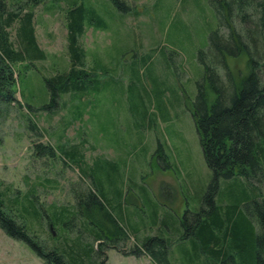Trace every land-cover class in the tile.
<instances>
[{
	"label": "trees",
	"instance_id": "1",
	"mask_svg": "<svg viewBox=\"0 0 264 264\" xmlns=\"http://www.w3.org/2000/svg\"><path fill=\"white\" fill-rule=\"evenodd\" d=\"M112 1L118 10L135 13L126 0ZM47 2L0 0V103L24 106L17 97L21 77L49 57L37 37V8ZM49 3L47 9L54 13L64 9L69 63L63 68L55 66L54 73L45 77L50 101L40 107L54 109L67 94L88 97L91 103L92 96L104 85L99 69L107 66L104 62L97 64L93 56L91 62V52L82 37L88 27H103L109 20L101 15L97 0ZM211 3L218 26L198 52L201 77L193 111L203 154L213 174L206 192L199 194L200 209L185 212L183 219L166 221L160 219V206L153 200L149 219L155 228L158 226V233L139 239L143 229L151 233L154 228L150 230L138 212L126 215L120 163L99 158L96 164L86 156L83 143L62 145L63 160L81 169L86 184L77 195V204L53 205L47 207L51 212L47 214L34 197V190L33 198L29 194L12 199L8 187L0 188V226L10 236L29 243L44 264H106L111 248L124 255L147 254L157 264H173L176 243L181 253L190 255L187 264H264V0ZM241 55L247 56L248 73L238 79L229 57ZM137 97L142 101L146 98ZM164 99L158 96L160 106L165 108ZM28 108L30 113L34 111L33 106ZM75 111L74 118L82 119L80 103ZM142 115L147 121L138 122L140 127L154 125V115ZM159 143L154 158L170 168L169 157ZM38 149V156L56 158L53 145L39 144ZM44 213L52 228L67 231L58 245L49 246L33 234L32 222L43 226ZM135 217L139 220H133ZM74 230L78 231L75 238L69 235ZM86 234L96 243L87 241ZM50 238L55 239L52 231ZM130 238L135 243L128 248Z\"/></svg>",
	"mask_w": 264,
	"mask_h": 264
},
{
	"label": "rangeland",
	"instance_id": "2",
	"mask_svg": "<svg viewBox=\"0 0 264 264\" xmlns=\"http://www.w3.org/2000/svg\"><path fill=\"white\" fill-rule=\"evenodd\" d=\"M126 1L136 14L118 10L112 0H97L109 23L88 27L82 37L91 62L95 58L97 64L107 66L99 69L104 82L100 93L92 96L91 103L88 97L67 94L54 109L40 107L50 101L45 77L54 73L55 66L69 63L68 28L64 9L48 10L50 0L39 5L37 37L49 57L21 77L17 97L24 106L0 103V188L8 187L12 199L29 194L33 198L34 190L47 214H51L47 207L77 204L86 184L81 169L63 160L60 146L83 143L92 161L107 158L120 163L126 215L138 212L150 230L154 228L151 233L139 232V239H144L158 233V226L149 219L153 200L160 206L161 220L183 219L185 212L200 209L199 194L206 192L212 180L193 111L201 77L198 52L217 28L218 16L211 0ZM247 62L246 55L229 57L236 78L248 73ZM138 94L146 96L145 101ZM159 95L165 98V108L159 104ZM78 103L84 112L80 120L74 118ZM27 104L33 106L32 113ZM147 113L154 115V125L140 127L138 122L147 121L142 115ZM159 142L170 168L154 158ZM39 144L53 145L56 158L38 156ZM43 219V226L32 222V233L49 246L58 245L67 231L52 228L45 213ZM51 231L55 239L50 238ZM69 235L75 238L78 231ZM86 235L87 241L96 243L92 235ZM134 241L130 238L127 247ZM179 246L173 247V264L190 263V255L181 253ZM107 253L106 264H157L147 254L124 255L113 248ZM0 264H44V260L29 243L0 226Z\"/></svg>",
	"mask_w": 264,
	"mask_h": 264
}]
</instances>
